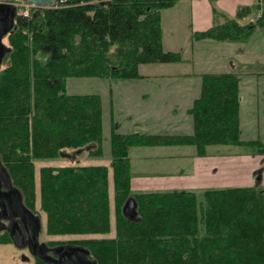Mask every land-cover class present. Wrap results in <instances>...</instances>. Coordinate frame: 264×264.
I'll return each instance as SVG.
<instances>
[{"label": "trees", "instance_id": "obj_1", "mask_svg": "<svg viewBox=\"0 0 264 264\" xmlns=\"http://www.w3.org/2000/svg\"><path fill=\"white\" fill-rule=\"evenodd\" d=\"M180 0H62L18 15L5 38L11 52L0 69V156L24 204L39 215L51 246L87 248L98 264H264V190L211 189L199 203L193 191L133 193L132 147L194 146L199 156L214 145H240L264 155V141L241 139V75H202L201 93L188 110L191 134H123L111 129L112 164L43 166L40 194L36 161L67 148L104 154L100 94L67 92L70 78L137 80L141 67L184 61L164 48L163 12ZM216 1V0H212ZM262 1L235 15L214 8V23L193 40L247 41L264 26ZM112 172V182H111ZM113 186V197L111 187ZM39 197V201H38ZM137 202L134 220L123 213ZM115 203V234L111 201ZM13 243L8 232L0 244ZM36 264H49L36 259Z\"/></svg>", "mask_w": 264, "mask_h": 264}, {"label": "crops", "instance_id": "obj_2", "mask_svg": "<svg viewBox=\"0 0 264 264\" xmlns=\"http://www.w3.org/2000/svg\"><path fill=\"white\" fill-rule=\"evenodd\" d=\"M263 1L262 10L257 11V18L264 11ZM256 2L257 0H180L177 4L181 5L180 9H188L187 34L181 39L178 37L177 40L181 43L165 47V50L183 51L185 60L166 63L175 67L172 73H153V68L150 67L155 64H150L141 67L145 78L120 82V97L116 99L115 93H111L114 99L111 103V114L114 117L112 128L123 134L193 133L194 122L188 110L201 93L202 75L229 72L241 75L255 71L246 67L245 63L237 62L236 58L238 52H244V44L250 38L244 42L193 40L192 34L213 25L215 6L235 15L239 6L253 5ZM251 17L250 19L256 20ZM166 18L163 16L164 23ZM165 30L164 28V32ZM174 30L175 33L179 32L178 27ZM240 95L242 107L241 91ZM117 112L124 116L121 119L130 124V128H125L126 131H122L123 123L117 119ZM140 147H164L167 150L153 151L152 157H142L136 166L131 155L136 147L130 149L133 193L193 191L199 199L201 194L204 197L205 191L211 189L249 187L260 183L261 186L264 185V155L258 154L256 149L248 153L223 154L212 151L213 146H210L207 155L199 156L194 146ZM136 168H140V171H136ZM261 173L259 182L257 178Z\"/></svg>", "mask_w": 264, "mask_h": 264}, {"label": "rangeland", "instance_id": "obj_3", "mask_svg": "<svg viewBox=\"0 0 264 264\" xmlns=\"http://www.w3.org/2000/svg\"><path fill=\"white\" fill-rule=\"evenodd\" d=\"M263 1V0H262ZM264 2V1H263ZM181 5H177L170 11L165 10L163 16L167 17L163 26L166 29L164 32V48L174 47L175 44L181 43L177 40L185 37L188 24V9H180ZM32 10V8H31ZM31 14V13H30ZM256 9L253 12L251 18L257 19ZM164 21V20H163ZM179 32L175 33L174 28ZM4 42L8 45V40L5 38ZM244 52H238L236 56L237 62L249 69H253V73L241 74L240 91L243 97L241 107V139L253 140L260 139L264 141V26L259 27L251 36L250 40L244 44ZM8 65L7 62H3L1 70ZM153 67V73H172L175 71L173 65H166V63H158L151 65ZM199 82V79H196ZM120 82L112 79H98V78H70L67 81V92L74 94H100L103 99L104 107V154L101 156H93L89 154V147L82 148H67L64 149L61 155L52 159H38L36 161V187L37 194L40 192V169L43 166H63V165H107L112 164L111 154V128L113 126L114 117L111 114V103L113 96L111 93H115L116 99L120 97ZM114 100V99H113ZM117 119L123 123L122 131L130 128V124L127 121L121 119L123 115L117 112ZM126 128V129H125ZM254 149L250 146L240 145H215L212 147V151L220 152L223 154H236V153H248ZM167 150L164 147H136L132 150V156L135 159V165L140 163L142 157H152L153 151ZM151 160V158H149ZM140 169V168H139ZM136 168V171H140ZM264 170V169H263ZM262 173L257 178V181H261ZM112 182V172H111ZM256 184V181H255ZM261 184V183H260ZM258 185V184H257ZM264 190V185L262 186ZM113 186L111 187V195L113 197ZM39 201V197H38ZM204 202V197L201 194L199 196V203ZM115 203L111 201V217L113 229L107 236H113L115 234L116 216H115ZM124 213V212H123ZM44 216L42 221V232L40 240L43 242L53 240L67 241L74 236H50L46 233L44 226ZM0 264H36V258L26 248H19L13 243L0 244Z\"/></svg>", "mask_w": 264, "mask_h": 264}, {"label": "water", "instance_id": "obj_4", "mask_svg": "<svg viewBox=\"0 0 264 264\" xmlns=\"http://www.w3.org/2000/svg\"><path fill=\"white\" fill-rule=\"evenodd\" d=\"M38 7H53L62 0H25ZM17 8L7 4L0 5V68L11 48L4 42L5 37L16 29ZM126 217L134 220L137 215V202L130 197L123 207ZM3 219L10 220L5 224ZM8 231L12 242L19 248L27 247L31 254L49 261V247L40 242L42 219L30 210L23 201L22 192L14 186L11 176L0 156V234ZM54 264H98L91 258L87 248L80 246H62L57 249Z\"/></svg>", "mask_w": 264, "mask_h": 264}, {"label": "built area", "instance_id": "obj_5", "mask_svg": "<svg viewBox=\"0 0 264 264\" xmlns=\"http://www.w3.org/2000/svg\"><path fill=\"white\" fill-rule=\"evenodd\" d=\"M7 4L10 6H14L17 8L18 14L28 17L31 13V8H33V4L25 1V0H0V5Z\"/></svg>", "mask_w": 264, "mask_h": 264}, {"label": "flooded vegetation", "instance_id": "obj_6", "mask_svg": "<svg viewBox=\"0 0 264 264\" xmlns=\"http://www.w3.org/2000/svg\"><path fill=\"white\" fill-rule=\"evenodd\" d=\"M3 222L5 223V224H9L10 223V220H8V219H3ZM6 232H8V231H3L0 235H2L3 233H6ZM9 233V232H8ZM40 242L41 243H46L47 245H48V247H49V250H48V255H47V257L50 259L49 261H45V262H47V263H49V264H54L53 262H52V260L53 259H55V258H57V249L59 248V247H64V246H68V245H60V246H51V245H49L47 242H43V241H41L40 240ZM69 246H74V245H69ZM26 249H28L27 247H25ZM28 251H29V249H28ZM36 259L38 258V259H41L40 257H36V256H34ZM42 260V259H41ZM44 261V260H43Z\"/></svg>", "mask_w": 264, "mask_h": 264}]
</instances>
